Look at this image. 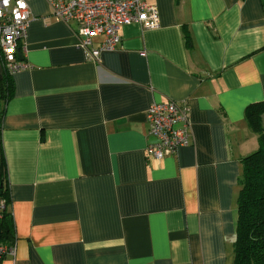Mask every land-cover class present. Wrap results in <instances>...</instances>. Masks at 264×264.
<instances>
[{
    "label": "crops",
    "instance_id": "1",
    "mask_svg": "<svg viewBox=\"0 0 264 264\" xmlns=\"http://www.w3.org/2000/svg\"><path fill=\"white\" fill-rule=\"evenodd\" d=\"M25 1L29 68L11 75L1 128L16 244L1 264H234L264 0H148L161 26L122 27L97 62L78 23ZM170 100L190 105L194 143L156 160L147 111Z\"/></svg>",
    "mask_w": 264,
    "mask_h": 264
},
{
    "label": "built area",
    "instance_id": "2",
    "mask_svg": "<svg viewBox=\"0 0 264 264\" xmlns=\"http://www.w3.org/2000/svg\"><path fill=\"white\" fill-rule=\"evenodd\" d=\"M53 16L79 25L78 43L89 61L97 62L102 52L115 50L121 43L120 30L138 24L145 31L161 26L159 9L148 0H47ZM33 20L25 0H0V64L10 75L29 68L18 59L20 45L28 36ZM104 37L99 47L94 39ZM151 136L150 158L163 160L194 143L191 107L170 100L154 103L147 111ZM13 248L0 247V260Z\"/></svg>",
    "mask_w": 264,
    "mask_h": 264
},
{
    "label": "trees",
    "instance_id": "3",
    "mask_svg": "<svg viewBox=\"0 0 264 264\" xmlns=\"http://www.w3.org/2000/svg\"><path fill=\"white\" fill-rule=\"evenodd\" d=\"M14 93L12 76L0 64V247L12 248L16 232L9 211V180L1 128L5 105ZM264 102L251 104L246 119L259 136V149L243 159L238 196L237 238L234 264H264ZM4 258V257H3ZM3 258L0 260H3Z\"/></svg>",
    "mask_w": 264,
    "mask_h": 264
},
{
    "label": "rangeland",
    "instance_id": "4",
    "mask_svg": "<svg viewBox=\"0 0 264 264\" xmlns=\"http://www.w3.org/2000/svg\"><path fill=\"white\" fill-rule=\"evenodd\" d=\"M263 119H264V117H263ZM263 119H262V122L264 121Z\"/></svg>",
    "mask_w": 264,
    "mask_h": 264
}]
</instances>
